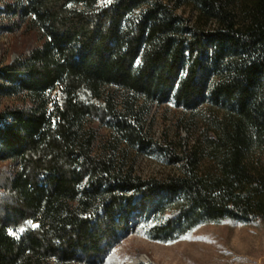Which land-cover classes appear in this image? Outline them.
Masks as SVG:
<instances>
[{
  "label": "trees",
  "instance_id": "trees-1",
  "mask_svg": "<svg viewBox=\"0 0 264 264\" xmlns=\"http://www.w3.org/2000/svg\"><path fill=\"white\" fill-rule=\"evenodd\" d=\"M2 14L37 43L0 63V97L19 100L0 112L15 165L0 264H96L146 207L173 214L160 236L264 222V0H7ZM146 152L173 171L143 176Z\"/></svg>",
  "mask_w": 264,
  "mask_h": 264
},
{
  "label": "rangeland",
  "instance_id": "rangeland-1",
  "mask_svg": "<svg viewBox=\"0 0 264 264\" xmlns=\"http://www.w3.org/2000/svg\"><path fill=\"white\" fill-rule=\"evenodd\" d=\"M0 0V8L4 2ZM18 25L0 16V63L13 61L37 43L33 32H27L20 20ZM19 103L16 97H0V112ZM168 107L173 109L172 104ZM156 118L154 129L160 136L169 126ZM102 129L101 133H106ZM9 161L0 162V182L5 173L14 168ZM174 167L156 153L146 152L140 156L138 171L143 176L161 175ZM138 200V197L136 198ZM172 212L149 208L135 211L130 216L126 231L120 232L96 264H264V222L243 223L232 220L199 223L194 227L176 226L162 236L156 235V226L165 225ZM17 237L16 231H9Z\"/></svg>",
  "mask_w": 264,
  "mask_h": 264
},
{
  "label": "snow or ice",
  "instance_id": "snow-or-ice-1",
  "mask_svg": "<svg viewBox=\"0 0 264 264\" xmlns=\"http://www.w3.org/2000/svg\"><path fill=\"white\" fill-rule=\"evenodd\" d=\"M109 2H110V0H109ZM33 227H35V225H33ZM23 229H21V231H22Z\"/></svg>",
  "mask_w": 264,
  "mask_h": 264
}]
</instances>
